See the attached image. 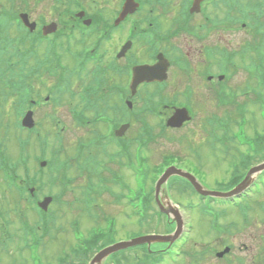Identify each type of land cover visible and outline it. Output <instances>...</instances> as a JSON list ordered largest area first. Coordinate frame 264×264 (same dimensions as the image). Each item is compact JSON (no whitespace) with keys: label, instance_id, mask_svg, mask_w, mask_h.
<instances>
[{"label":"rangeland","instance_id":"obj_1","mask_svg":"<svg viewBox=\"0 0 264 264\" xmlns=\"http://www.w3.org/2000/svg\"><path fill=\"white\" fill-rule=\"evenodd\" d=\"M22 1L23 0H16L15 2L17 5L16 8L19 10L24 7L22 6ZM27 1L30 6L34 5V3H32L34 0ZM45 3V0H41L38 7L36 4L34 5L33 10L37 12L44 11L47 8ZM2 7H8L4 0H0V9ZM0 25L6 28L8 26V18L4 17L0 20ZM227 34L228 33H222L223 39ZM13 36L16 37V35ZM8 38L10 40H17V38L11 36ZM243 38V33L241 31L233 33V40H236V44L242 43ZM16 47L21 51L23 50L22 44ZM13 50V46H8L7 50L0 54V63L2 60L9 58ZM25 66L24 63H19L10 70V68L7 69L8 67H5L3 64L0 65V72H2L0 74V123H2L0 134L3 136L5 133L4 127H7L4 137L8 139V142L6 143L7 145H5L2 141L4 147H6L3 156L8 158L13 165V169L11 168L9 173L8 171L7 173L11 176V179L13 175H16L21 180H29L35 173L40 174L42 172L41 183L34 186L35 198L37 200H41L46 195H49V193L50 195L57 196L61 193V190H66L67 192L61 196L60 201H53L49 205L48 212L54 214V220L52 222L50 220L48 226L45 227L41 223V219L44 217H41L36 207L31 205L28 200V191L23 194L24 196L22 198H19L17 190L13 187H8L7 185L10 183L5 181L2 173H0V264H88V260L85 261V259L81 257L76 258L71 256L69 259L66 258V255L72 254L71 249H74L77 243L74 238L75 232L72 235V231L69 229V223L74 220V223L78 226L79 232L83 235L78 233V239L86 238L90 233V229L95 226L92 219L82 216L83 212L75 205L79 203H73L75 198H80L85 179L78 175L75 169V162L72 160L71 163H69V168L65 172L70 179H73L72 188L62 189V182H50L51 180L49 178L51 176L48 174L51 173L50 169L52 163L49 161L50 164L48 165L47 160L46 167L39 170L35 161L36 157L42 155V150L45 151L46 159L51 158V154L53 155V153H55L57 141H60L59 138L62 139V145H64L66 149L62 159L68 158V155L69 159L74 158V139L76 137H86L87 132H84L83 129L79 127H76L78 129L74 128V130H72L73 125L71 119L62 117L63 114L67 112L65 107L69 106L65 96L62 98L65 102L56 107V111H54V115L57 117H53V112L51 111L54 107L48 109V105H44L42 111L38 110L35 112V126L37 130L44 135L43 137L36 136L34 133L28 134L29 132L27 133L25 130L20 129L19 124L16 127L17 117L14 113L18 110L14 108L17 105L13 103L18 101V98L15 96L11 98L5 97L8 91H10L8 89L11 85L9 82L19 80L21 84L25 85L24 80L19 78L26 73ZM30 66L31 65H27L28 68ZM243 79L245 80V75L243 72L240 74V71H238L230 81H227L226 85L230 90L241 92L246 83ZM32 81L34 84L38 82L37 80ZM36 90L35 84L34 91ZM253 100L254 99L245 103L244 98L237 99V105L241 104L244 106L245 115L247 117L245 121L237 119L233 105L225 104L218 106L215 101L212 102L207 100L192 102L194 110L199 113V117L193 123L185 129L178 130L177 132L171 131L163 135L156 145L150 146L151 149H142V157H144L148 163V168L142 167V177L145 171H147L148 174V172H153L154 170L153 174L146 177L144 189H146L147 192L152 190L154 184L152 181L156 178L155 170L158 169L161 157L164 153L177 155L178 159L174 161L173 166L187 172L191 171L195 173L199 182L206 189L215 191L226 188L227 181L232 174L231 168L228 167L230 165V160L227 158V155L224 154V147L220 153L215 151L211 154L207 150L209 146L208 142L205 141L206 135L204 133L206 130L202 126L210 116L216 115L221 117L222 121L229 118L227 122L230 123L228 124L230 128L229 134L234 135L239 142L247 140L248 137H252L256 132H258L261 137H264V104L262 105L256 101L253 102ZM136 108L137 106L132 114L134 118H138L142 111ZM157 108L158 104H155L153 109ZM20 119L21 117L18 118V122ZM159 120H161V118L154 119L145 116L142 123H145L157 134L159 133ZM234 121L235 124L231 123ZM107 128L110 129L108 126ZM75 132L77 133L75 134ZM229 134L228 137L230 136ZM101 136L102 128H98L96 133L87 140V155H80L78 157L80 163L86 161L95 172H101L104 169V164L107 162L106 153L109 142L105 141L100 147L95 144V141ZM18 139L27 142L23 151L26 149L28 156H22V150H20ZM227 143L232 144L231 147H229V154H234L238 147V143L235 141H228ZM152 147L154 149H152ZM0 151L3 152L1 149ZM195 151L198 152L199 158L194 160ZM238 151L247 152L245 147L239 148ZM207 153L210 155L209 157L206 155ZM185 158H191V160H193L192 163H188ZM263 159L264 152L255 157L253 164L260 163ZM2 161L3 157L0 156L1 169L4 165ZM129 161L132 162L130 165L134 168L136 158L131 156ZM130 165H127V167H130ZM25 169H27L26 174ZM109 169L114 171L121 179V184L128 188H135L133 175L129 173L127 168L111 164ZM26 175L28 178H26ZM241 176H243V174H241ZM257 178H259V176H257ZM17 181L20 182V180ZM25 183L28 182L25 181ZM171 184V190L169 189V194L171 193V195L169 197L181 214L183 220L181 230L184 229V231H186L187 229L188 231L185 232V235L172 242V245L175 246L173 248V253L175 252L178 256L181 255L177 260L173 259L172 253L164 256L157 254L154 259L150 257V261L162 257L163 264H264V240H261V237L264 236L263 214L254 209L248 214L249 222L247 224L242 223V218L237 214L236 209L229 203L219 205V208H215L214 206L209 207V198L200 200L196 193H193L190 189H187V187L185 188L183 184L177 183L176 181H173ZM20 186L23 187V183ZM38 186L40 187L38 188ZM262 187L263 185H261V191L260 189L257 190L259 194L252 198L254 203L264 201V189H262ZM112 189V196L108 197L102 195L96 198V204L93 206L91 214L94 213L99 216L103 213L116 220L117 227L116 229L114 228L113 234L110 233V238L113 237L114 243L130 241V239L134 240L135 237L133 235L165 234L164 220H161L160 225L151 219H147V224L141 226L135 225L133 222L135 218L133 216L130 218V214H127L130 210L126 207V200L123 198L126 191L122 188V185H113ZM161 195L162 200H165V196L167 195L164 187H162ZM13 196L17 197V202L13 200ZM116 197L119 198L117 201H115ZM188 206H194L195 208L189 209ZM199 207H205V213L199 211ZM223 208H226L225 216L221 218V221L218 219V223L220 226H224V228L228 229V231L230 230V223H232L233 230L227 234L218 236L215 233V219L219 218V213ZM261 210L264 211V208L261 207ZM24 222H27L28 227L34 230V244H38L39 246L35 253L33 251L28 254L25 252L28 250L26 249V244H32V236H27L26 229L23 225ZM169 222H171V220ZM100 225L101 223L99 225L96 224V226ZM170 227L171 233L175 231L176 225H174V223H171ZM97 244L101 247V245L105 243L100 241ZM157 245L159 244L153 245L152 248L155 249ZM225 245L233 247L231 255H228L222 260L216 259L214 256L215 252L222 251ZM30 248L36 250L34 247ZM137 249L138 248H135L133 250ZM118 252V250H115L113 253ZM135 252L138 253V251L132 250H125L122 254L119 253L121 255L118 256V261L120 264H139V260L142 259V253L135 254ZM31 254L33 256H31ZM93 254L94 251L92 255ZM92 255H90V257ZM59 258H62L64 263H59ZM38 260L41 262L38 263ZM109 262L110 261L105 259L103 264H111Z\"/></svg>","mask_w":264,"mask_h":264},{"label":"flooded vegetation","instance_id":"obj_2","mask_svg":"<svg viewBox=\"0 0 264 264\" xmlns=\"http://www.w3.org/2000/svg\"><path fill=\"white\" fill-rule=\"evenodd\" d=\"M4 1L8 7L0 9V20L7 17L8 26L0 25V38H21L25 94L32 96V90L47 101L45 87L55 92L50 82L60 81L53 71H71L75 82L81 75L73 88L72 116L126 117L127 105L168 102L167 116L191 108L196 119L192 102L222 101L223 71L232 77L243 72L246 82L241 92L224 86L225 97L252 95L248 69L254 32L238 14L243 0H45L42 12L33 10L41 0L31 1L32 6L23 0L21 10L16 0ZM251 5L249 0L240 12L250 23ZM237 31L244 37L240 44L233 40ZM222 33H228L224 39ZM140 68L150 75L133 79ZM32 80L38 81L36 91ZM58 95L56 102L63 104L62 93ZM99 95L106 96L102 107L81 106Z\"/></svg>","mask_w":264,"mask_h":264},{"label":"trees","instance_id":"obj_3","mask_svg":"<svg viewBox=\"0 0 264 264\" xmlns=\"http://www.w3.org/2000/svg\"><path fill=\"white\" fill-rule=\"evenodd\" d=\"M254 144H264V137H261V136H257L255 139H254ZM259 150H264V146L263 147H260L259 149H253L251 150V153H257ZM240 163L238 164L237 166V170L235 172H233V175H232V178L234 177L235 181L233 183H236L237 179H238V173L241 171V169H246L249 165H250V160H251V156L247 155V156H243L240 158ZM13 169V168H12ZM27 173V170H25V174ZM41 176L40 175H34L32 178H29V180H25L26 182L28 183H24L23 184V187L19 188L16 184L18 183L17 180H20V183L22 184V180L18 178V176L16 175H13L12 176V179H11V176L8 177V180H7V177H5V180H7L8 184L7 186L8 187H13L14 189L17 190V193H18V197L19 198H22L26 192V188L29 187V186H35L36 184H40L41 183ZM146 177H147V174H144L143 175V183H142V186H141V202H142V207H141V221L144 222L147 218V216H150L151 219H158L160 217H163L161 216L159 213L155 212L153 213L152 215L150 214V207H151V201H152V198H151V193L150 192H146V189H144V186H145V180H146ZM26 178L27 175H26ZM51 183L53 181H50ZM27 185V186H26ZM41 186V185H40ZM15 198V199H14ZM13 200L15 202H17V197L13 196ZM21 200V199H20ZM166 230L167 232H169L171 230V227L166 225ZM94 248V245L93 244H86L85 246L83 245V248L82 249H78V255L79 256H89V253L93 250Z\"/></svg>","mask_w":264,"mask_h":264},{"label":"water","instance_id":"obj_4","mask_svg":"<svg viewBox=\"0 0 264 264\" xmlns=\"http://www.w3.org/2000/svg\"><path fill=\"white\" fill-rule=\"evenodd\" d=\"M28 119V118H27ZM44 164H42L43 166ZM264 169V165L262 166H258L256 168H254L253 171H260V170H263ZM252 172V171H251ZM250 172V173H251ZM249 173V174H250ZM172 174H177V175H180L182 177H185L186 179L189 180V182L191 183V185L194 187V189L199 192L201 195H204V196H214V197H229L231 196L232 194L236 193L237 191L241 190L243 188V184L240 186V188L234 190L233 192L229 193V194H220V193H214V192H208V191H204L201 189L200 185L192 178L190 177L189 175H186V174H183L179 171H175L174 169H170L168 170L162 177H161V180L158 182V185H157V189L159 188V186L164 183L167 178L172 175ZM248 174V175H249ZM248 179V178H246ZM156 189V190H157ZM51 201L50 198H46L43 200L42 203H40V207H43L45 209L46 205L49 204V202ZM165 214H169V215H172L174 220L177 221V224H178V227H177V232L172 235V236H147V237H142V238H137L135 239L133 242L131 243H127V245H133V244H143V243H151V242H169L171 243L178 235V233L180 232V229H181V219H180V216H179V213L177 212L176 209H173L172 207H168L166 210H163L161 209ZM121 247H124V244L123 243H120L118 245H116L114 248H111V249H107L105 251H103L99 256L98 258H96V261H99L102 257H104L105 255L109 254L111 251H113L114 249H119Z\"/></svg>","mask_w":264,"mask_h":264}]
</instances>
